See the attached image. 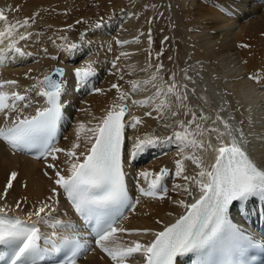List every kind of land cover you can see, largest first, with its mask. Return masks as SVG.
Here are the masks:
<instances>
[{"label": "snow or ice", "instance_id": "snow-or-ice-1", "mask_svg": "<svg viewBox=\"0 0 264 264\" xmlns=\"http://www.w3.org/2000/svg\"><path fill=\"white\" fill-rule=\"evenodd\" d=\"M132 15L133 13H128L129 17ZM35 22L36 14L25 17L22 21L9 23L5 9H0V26H3V30L0 31V45H3L0 47V66H5V52L11 54L12 61L33 55L25 48L29 42H36L32 39L34 35H40L39 32L34 33L29 30ZM152 22V19L148 20L149 24ZM75 23L81 24L84 21L77 20ZM103 23L101 19L90 27L93 30L98 29ZM67 28L71 29L72 25H68ZM140 35L142 36L143 33ZM85 36L86 33H81L80 43L71 44L67 43V36L60 37L65 42L60 46V51L66 52L69 56H76L78 51H82L81 45ZM168 39L165 36L161 44ZM139 42V36L131 41L120 39L115 41L120 47L139 44ZM52 43L55 45L56 41L52 40ZM147 44L151 59L153 44L151 28L148 29ZM243 47L248 45L245 44ZM43 51L45 55L48 54L47 49ZM108 51H112L111 46L108 47ZM162 54L161 51H157L156 59L159 60ZM130 55L131 53L122 51L111 62L112 74L119 80H123L124 75L118 62L121 58H127ZM50 58L58 60L55 56ZM78 59H82V55ZM168 59L171 61L172 57L169 56ZM95 63L96 61L90 60L81 67H75L74 71L70 70L77 87L86 78L94 75ZM153 67L155 71L150 74V79L143 81V85H151L155 89L154 95L143 100H132L131 106L149 108L150 110L145 111L144 115L152 116L154 111L156 118L161 122L176 118L181 110L184 116L191 113V119L177 120L176 123L183 131H176L166 138L154 134L136 136L132 138L130 148L126 144V126L136 128L143 121L136 117L125 120L126 115L129 114V105L124 101L131 99V95L123 91L117 83H112L111 89L116 90L119 103L110 105L102 117H93L97 122L92 124L89 121L91 126H87L84 122H77L76 141L68 149L55 147L52 143L57 135L62 109L65 107L61 98L69 76L66 75L63 67L55 68L52 74H44L42 78L31 76L32 70L29 69L24 74L25 78L35 80L36 83L25 88L23 92L0 91V114H3L4 121V125L0 126V144L9 148L10 154H31L32 150L36 149L35 158L44 161L43 175L51 181L50 195L38 202H32L31 211L23 208L27 220H21L20 217L5 218L8 205L5 203L4 206H0V244L14 245L11 256L4 260V264H37L36 257L44 258L43 252L46 250L40 248V242L43 239L45 243H51L56 234L53 232L51 235H42L37 222L45 224L49 222L52 218L50 214L56 211L53 205L59 203L57 197L61 191L66 194L73 211L82 217L84 227L90 233H94L95 249H98L111 264H125L126 260L138 261V264H176L177 257H183L189 253L199 254L225 238L238 242L241 248L256 246L258 242L250 239L248 234L233 222L232 212L235 209L243 215L248 211L247 205L253 198L264 201V161L256 162L250 158L246 151V138L242 129L231 124V118L221 115L224 111L223 107L217 110L214 119L206 116L203 111L199 114L191 111L187 84L178 82L176 73L173 72L165 89L161 83L155 82L157 73L164 69L162 62L152 65L149 61L147 68L140 71L146 72L148 68ZM183 72L184 80H192L188 70L185 69ZM53 74L62 79H53ZM247 78L259 80L260 74L250 73ZM5 85L19 87L16 80L0 81V89ZM141 90L147 91L140 83L131 84V93ZM95 92L103 93L104 89L97 88ZM162 96L166 99L159 100L153 107V101ZM36 97L42 98L43 106L36 107L34 114L24 115L28 108L39 103ZM205 121L210 123H201ZM193 125L194 128H192ZM164 126L167 128L170 125L165 123ZM190 128L191 131H189ZM225 137H230L231 142L225 143ZM81 139L84 141V150L78 151L81 148ZM213 140L218 144H214ZM162 143L177 145L180 158L175 160V176L182 178L185 184L183 186L177 184L174 187L192 197L194 193L190 186H194L200 193L199 197L191 203H185L184 200L178 201L185 209V213L180 215L174 223L164 225L161 231L149 228L127 229L120 226L119 220L124 218L123 213L117 212L115 215H110V210L114 206L134 210L139 203V200L129 202L125 183V164ZM187 150H191L192 154L184 155ZM60 153L66 157L64 161L67 165L66 170L57 163ZM49 158L51 162H48ZM185 160H190L199 169L194 176L185 174ZM18 175L16 170L9 172L0 192V200L7 201L8 195L14 190V182L17 181ZM167 175L169 170L166 167L160 168L155 173L149 170L139 171L138 181L142 179L147 184L145 188L139 186L138 182L140 195L155 196L157 188ZM22 187L28 186L24 184ZM28 203L27 197L17 199L15 207L21 209ZM32 217H35L36 221H31ZM156 223L162 224V221L157 220ZM64 227L75 229L71 223L65 224ZM117 233L150 235L152 239L146 242L132 240L124 246H110L109 241ZM76 234L79 235V233ZM72 244L71 254L65 257L61 264H78V257L82 252L91 248L90 244L81 243L78 239L72 241ZM52 251L57 252L59 248L53 246Z\"/></svg>", "mask_w": 264, "mask_h": 264}, {"label": "bare ground", "instance_id": "bare-ground-1", "mask_svg": "<svg viewBox=\"0 0 264 264\" xmlns=\"http://www.w3.org/2000/svg\"><path fill=\"white\" fill-rule=\"evenodd\" d=\"M173 1L184 12L181 11L184 24L181 27L182 36L179 38L185 47V53L180 55L181 62L174 69V73L178 82L188 86V103L191 111L197 114L203 111L206 116L214 119L217 110L223 107L224 111L221 115L231 118V124L242 129L247 143L252 140L256 145L252 147L250 144V157L256 162L264 161V0ZM163 2L170 4V0H0V9H5L9 23L22 21L25 17L36 14V22L29 30L40 33L39 36L34 35L32 38L36 42H29L26 45L25 50L33 53L31 57L12 61L11 54L4 53L5 66H0V81L16 80L19 87L5 85L0 91L23 92L25 88L36 83L35 80L25 78L24 74L29 69L32 70L31 76L42 78L43 74L54 66L63 67L66 75L69 76L66 85L69 90L65 96L67 101L60 120L61 127L56 135L55 147L59 148L68 149L76 141L77 122L91 126L89 121L92 124L97 122L93 117H102L110 105L119 103L116 90L111 89L112 83L119 84L123 91L131 95V99L124 101L129 105V114L125 119L131 120L132 117H136L143 121L136 128L126 126L125 134L130 142L127 144L129 148L132 138L136 136L154 134L166 138L176 131H183L176 121L191 119V113L184 116L181 110L176 118L161 122L156 118L154 111L152 116L144 115L145 111L150 110L149 108L131 106L132 100H143L155 93L151 85H143V81L150 79V74L155 68H148L146 72L140 71L147 68L149 61L152 65L163 63L164 69L157 73L155 82L161 83L165 89L172 75L170 70L173 67L164 59L157 60L156 55L152 54L154 50L152 46L151 59L149 58L147 44L148 29L151 28L152 33L155 29L154 24H149L148 20H153L155 7ZM128 13L133 15L129 17ZM101 19L104 21L103 25L93 30L90 25ZM77 20H83L84 23L76 24ZM68 25H72V28L68 29ZM2 30L3 26H0V31ZM81 33H86L81 45L82 51H78L76 56H69L66 52L60 51V46L65 43L60 37L67 36L68 44L80 43ZM138 36L139 44L120 47L115 43L117 39L131 41ZM52 40L56 41L55 45ZM245 44L248 47H243ZM109 46L112 51H108ZM44 49L48 50L47 55L44 54ZM122 51L131 55L121 58L118 62L124 75V79L119 80L112 74L111 62ZM81 55L82 59H78ZM53 56L58 57V60L50 58ZM90 60L96 61L93 65L95 73L77 87L70 70L74 71L75 67H81ZM185 69L188 70L192 80L183 79ZM250 73L260 74V79H248ZM132 83H140L147 91L131 93ZM75 87L76 90L73 89ZM97 88L104 89V92H95ZM239 90H244V98ZM161 99L166 98L162 96L154 100L153 107ZM36 100L39 103L26 111H33L43 104L40 97H36ZM2 115L0 114V125L4 124ZM165 123L170 126L166 128ZM201 123L208 124L210 121ZM191 130L190 128L189 131ZM83 135L82 132L81 136ZM228 139L225 137L224 142ZM213 143L218 142L213 140ZM80 144L81 148L78 151H83V139ZM190 154H192L191 150L184 153V155ZM58 156L57 163L66 170L67 165L64 163L66 157L63 153ZM178 158L180 156L176 143H162L126 163L130 190L134 201L139 200V203L134 210L128 209L124 213V218L119 220L120 226L127 229L157 230L172 214L180 210L178 201L183 200L187 194L174 187L177 184L181 186L185 184L182 178L175 176V160ZM48 162H51L50 158ZM161 164L169 170V175L165 178L172 183L163 189L158 197L141 196L137 184L139 182V186L145 188L147 184L142 179L138 181L137 173L142 170L158 172ZM184 164L186 175H195L199 171L190 160H185ZM12 170L18 171V179L14 182V190L8 195L7 201L0 200V206L7 203V209L27 217L23 208L31 211L32 202H38L50 195L51 181L43 175L44 161L32 159L22 153L10 154V149L0 144V192L6 183L7 175ZM24 184L28 187H22ZM25 197L29 203L17 209L15 201ZM57 199L59 203L53 205L56 211L50 214L52 218L49 222L47 224L37 222L40 231L51 233L58 228L57 221L67 220L65 218L67 207L60 195ZM248 207L251 210L253 204L248 203ZM32 219L36 220L35 217ZM157 220L162 221V224H157ZM151 239L150 235L117 233L109 243L110 246H124L132 240L146 242ZM78 264H111V262L93 245V248L82 252L78 257Z\"/></svg>", "mask_w": 264, "mask_h": 264}, {"label": "rangeland", "instance_id": "rangeland-1", "mask_svg": "<svg viewBox=\"0 0 264 264\" xmlns=\"http://www.w3.org/2000/svg\"><path fill=\"white\" fill-rule=\"evenodd\" d=\"M161 4L158 5L159 7H155V16H153L152 20V24H154L153 26L155 28L152 33V37L154 38L152 44L154 50L152 54L156 55L157 51H161L163 54L159 58V61L164 59L169 63L173 67V69L170 70V74H172L178 63L181 62L180 55L185 53L184 43L179 38L182 36L181 27L184 24V12L182 8L177 7L173 0H170L169 5H167L166 2ZM165 36L169 39L164 44H161ZM169 56L172 57L171 61L168 59ZM170 74L167 78H169Z\"/></svg>", "mask_w": 264, "mask_h": 264}, {"label": "water", "instance_id": "water-1", "mask_svg": "<svg viewBox=\"0 0 264 264\" xmlns=\"http://www.w3.org/2000/svg\"><path fill=\"white\" fill-rule=\"evenodd\" d=\"M56 68H57V67H56ZM54 69H55V68H54ZM54 69H53L49 74H52V73L54 72ZM57 77H58V76H56V75L53 74V79H57ZM162 167H164V166H161L160 168H162ZM159 170H160V169H159Z\"/></svg>", "mask_w": 264, "mask_h": 264}]
</instances>
